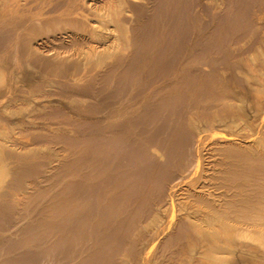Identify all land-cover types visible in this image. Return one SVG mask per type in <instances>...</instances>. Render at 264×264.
Returning <instances> with one entry per match:
<instances>
[{"label":"bare ground","instance_id":"6f19581e","mask_svg":"<svg viewBox=\"0 0 264 264\" xmlns=\"http://www.w3.org/2000/svg\"><path fill=\"white\" fill-rule=\"evenodd\" d=\"M0 264H264V0H0Z\"/></svg>","mask_w":264,"mask_h":264}]
</instances>
